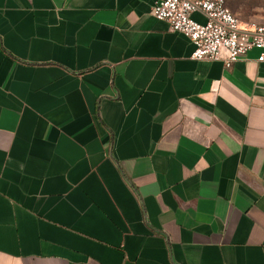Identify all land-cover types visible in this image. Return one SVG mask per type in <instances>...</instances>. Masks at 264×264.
<instances>
[{"label":"crops","instance_id":"crops-1","mask_svg":"<svg viewBox=\"0 0 264 264\" xmlns=\"http://www.w3.org/2000/svg\"><path fill=\"white\" fill-rule=\"evenodd\" d=\"M155 2L0 0V264H264L260 51Z\"/></svg>","mask_w":264,"mask_h":264},{"label":"built area","instance_id":"built-area-1","mask_svg":"<svg viewBox=\"0 0 264 264\" xmlns=\"http://www.w3.org/2000/svg\"><path fill=\"white\" fill-rule=\"evenodd\" d=\"M152 13L191 41L193 60L222 61L226 68H231L251 51L258 50V61H264V24L242 27L227 7V0H156ZM196 13L206 21L195 20Z\"/></svg>","mask_w":264,"mask_h":264},{"label":"rangeland","instance_id":"rangeland-1","mask_svg":"<svg viewBox=\"0 0 264 264\" xmlns=\"http://www.w3.org/2000/svg\"><path fill=\"white\" fill-rule=\"evenodd\" d=\"M242 27L264 24V0H227ZM197 19V17H195ZM200 20V19H199ZM204 23V20H200Z\"/></svg>","mask_w":264,"mask_h":264},{"label":"trees","instance_id":"trees-1","mask_svg":"<svg viewBox=\"0 0 264 264\" xmlns=\"http://www.w3.org/2000/svg\"><path fill=\"white\" fill-rule=\"evenodd\" d=\"M227 7H228V2H227ZM229 8V7H228ZM230 9V8H229Z\"/></svg>","mask_w":264,"mask_h":264}]
</instances>
